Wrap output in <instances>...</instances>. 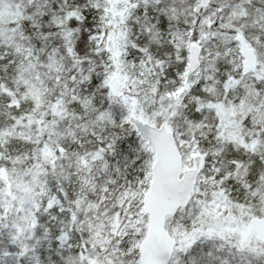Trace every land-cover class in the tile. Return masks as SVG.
<instances>
[{
    "label": "snow or ice",
    "instance_id": "snow-or-ice-1",
    "mask_svg": "<svg viewBox=\"0 0 264 264\" xmlns=\"http://www.w3.org/2000/svg\"><path fill=\"white\" fill-rule=\"evenodd\" d=\"M0 264H264V0H0Z\"/></svg>",
    "mask_w": 264,
    "mask_h": 264
}]
</instances>
